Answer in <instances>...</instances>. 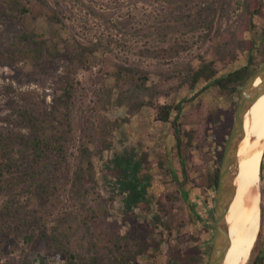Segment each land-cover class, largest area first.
Instances as JSON below:
<instances>
[{"label": "rangeland", "instance_id": "1", "mask_svg": "<svg viewBox=\"0 0 264 264\" xmlns=\"http://www.w3.org/2000/svg\"><path fill=\"white\" fill-rule=\"evenodd\" d=\"M31 1L35 0H23L26 4ZM47 1L61 16L62 24L31 14L16 20L11 16L13 1L0 0V132L31 136L32 130L19 120L22 106L38 103L39 111L50 110L61 94L68 51L60 56L48 54L47 48L44 54L36 53L32 48L42 37L57 30L69 41V51L76 50L77 42L96 45L98 59L92 68L81 69L77 75L80 84L71 108L74 132L67 158L61 162L60 195L49 209L36 194L42 181L32 176L28 162L0 176V264L66 263L51 231L60 217L77 212L70 196V176L78 163L84 128L100 118L99 95L110 82L108 71L115 63L151 71V83L162 91L160 102L180 108L172 111L168 122L156 120V111L150 107L130 115L127 106L117 105L115 92L113 104L102 114L119 123L112 132L114 146L94 159L98 191L105 198H114L107 226L114 234L128 232L151 247L139 264H207L215 225V207L211 212L209 204L213 191L207 185L223 149L220 133L232 128L239 98L222 96L210 82L190 87L183 79L192 66L205 62L215 61L218 78L248 65L251 58L259 61L264 49V17L255 16L256 27L242 33L241 38L255 41L252 51L242 50L234 41V53L222 55L221 47L239 29L246 0ZM211 20L212 31L208 26ZM31 31L36 39L23 38ZM235 38L237 41L240 36ZM123 153L134 159L149 155V168L143 165L140 172L148 184L145 202L132 212L124 208L123 195L108 166V159ZM260 177L262 213L264 170ZM47 185L52 189L57 186L52 180ZM163 192L177 196L174 202L166 199L177 216L172 235L164 231L168 217L158 210ZM17 206L37 220L29 223L18 212H9ZM5 214L9 220L4 222ZM261 217V229L246 264H258L264 255ZM72 247L77 248L76 240ZM175 255L180 258L171 261Z\"/></svg>", "mask_w": 264, "mask_h": 264}, {"label": "trees", "instance_id": "2", "mask_svg": "<svg viewBox=\"0 0 264 264\" xmlns=\"http://www.w3.org/2000/svg\"><path fill=\"white\" fill-rule=\"evenodd\" d=\"M12 1L11 16L16 20L31 14L35 18H42L52 23H63L59 13L47 0H35L28 4L23 0ZM182 1L188 3L190 0ZM255 16L264 17V0H246L239 21V29L229 35L225 45L221 47L220 54L232 55L235 50L232 45L234 41L242 50L252 51L254 49V40L241 37L244 31L256 27L253 23ZM213 22L214 20H211L208 24L210 31L213 30ZM237 34L240 38L236 41ZM35 37L36 33L31 31L23 38L36 39ZM67 46H69V41L55 30L50 32L49 37H42L38 46L32 48L40 54H44L43 49L47 48V53L52 56H60L64 51H68V64L63 76L61 94L54 99L52 108L39 111L37 106L40 105L36 103L37 106H22L20 110L19 120L23 126L32 130V135L23 136L0 132V176L4 177L9 170L28 162L32 176L42 181L39 183L36 194L47 209L60 195L61 187L58 183L63 178L61 162L67 158L68 141L74 132L71 108L80 84L77 75L81 69L92 68L98 59L96 45L77 42L74 51H69ZM260 53L259 61L251 58L248 65L218 78H216L218 68L215 61L205 62L197 68L192 66L189 73L184 76L183 83L195 87L203 81L210 82L218 87L222 96L230 99L236 95L240 98L244 83L264 63V49ZM108 74L110 82L104 85L98 99L100 118L92 120L84 128L78 149V163L70 176V196L77 212L60 217L51 231L53 241L65 255L67 264H136L139 256L146 252V247L140 239L130 234H114L109 230L107 219L111 215L114 198H105L97 189L98 180L94 159L104 156L106 151L113 148L112 132L119 125L118 121L102 115L113 104L115 92H117L115 99L117 105L127 106L130 115L137 114L144 107H150L156 111V120L168 122L172 111L180 108V105L173 106L160 102L159 96L162 91L158 85L151 83V71L149 70L129 63H115ZM231 129L230 127L227 131L220 133L223 149L219 153L218 166L207 185V189L212 188L214 192L218 185L224 145ZM179 145H181L180 141ZM148 160L147 153H143L137 160H134L130 154L123 153L108 159V166L116 182L128 188L129 180L137 176L143 165L146 169L149 168L150 165H146ZM261 166L263 171L264 167L262 164ZM49 180L57 184L54 189L47 185ZM166 199L174 202L177 196L174 193L165 192L157 202L158 210L168 217L165 228L172 235L176 228L177 216L174 213V207H170ZM12 211L18 212L21 219H28L29 223L37 220L23 207H11L9 212ZM6 214L4 222L9 220ZM262 215L264 216V211ZM73 240L77 241L76 249L72 247ZM257 263L264 264V255L258 258Z\"/></svg>", "mask_w": 264, "mask_h": 264}, {"label": "bare ground", "instance_id": "3", "mask_svg": "<svg viewBox=\"0 0 264 264\" xmlns=\"http://www.w3.org/2000/svg\"><path fill=\"white\" fill-rule=\"evenodd\" d=\"M261 83L259 77L255 83ZM264 92L245 116V137L239 148L237 191L227 221L229 244L223 264H246L261 229L260 175L264 158Z\"/></svg>", "mask_w": 264, "mask_h": 264}, {"label": "water", "instance_id": "4", "mask_svg": "<svg viewBox=\"0 0 264 264\" xmlns=\"http://www.w3.org/2000/svg\"><path fill=\"white\" fill-rule=\"evenodd\" d=\"M259 77L261 83L255 85ZM262 92H264V65L251 75L242 86L233 126L224 146L215 194L213 245L207 264H223L225 260L229 244L227 213L237 191L235 180L238 175L239 148L245 137V116L252 102Z\"/></svg>", "mask_w": 264, "mask_h": 264}, {"label": "flooded vegetation", "instance_id": "5", "mask_svg": "<svg viewBox=\"0 0 264 264\" xmlns=\"http://www.w3.org/2000/svg\"><path fill=\"white\" fill-rule=\"evenodd\" d=\"M134 160H137V159H134ZM141 169H140V171L138 172V174H137V176L135 178H132L131 180H129V182H128L129 187L128 188L123 186L120 182H116V180L114 178V180L116 182L115 184L118 187V190L121 191V193L123 195L124 208L126 210H128V211H131V212H132V209L136 210L137 207H140V206L143 205V203L145 202L146 195H147L146 186L148 184L146 183L145 180L140 178ZM163 193H165V192H163ZM163 193H161L160 196ZM165 230L169 234V232H168V230L166 228L164 229V231ZM119 234L125 235V234H130V233L125 232V233H119ZM143 245H145V244H143ZM145 247H146V252L143 255L139 256L138 261H137L136 264H139V260H140V258L142 256L150 253L151 247L148 246V245H145ZM178 258H180V256L179 255H177V256L175 255L174 257L171 258V261H175ZM39 263H40V261H39ZM65 264H67V260H66Z\"/></svg>", "mask_w": 264, "mask_h": 264}, {"label": "crops", "instance_id": "6", "mask_svg": "<svg viewBox=\"0 0 264 264\" xmlns=\"http://www.w3.org/2000/svg\"><path fill=\"white\" fill-rule=\"evenodd\" d=\"M209 191H213V189L211 188ZM215 192L213 191V195L211 197V200L209 201V204H211V212L214 211V207H215V201H214V197H215Z\"/></svg>", "mask_w": 264, "mask_h": 264}]
</instances>
